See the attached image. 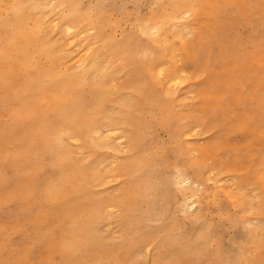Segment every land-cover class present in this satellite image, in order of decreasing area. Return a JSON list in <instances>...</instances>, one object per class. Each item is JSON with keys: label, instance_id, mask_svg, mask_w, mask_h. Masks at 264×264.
<instances>
[{"label": "rangeland", "instance_id": "374dc122", "mask_svg": "<svg viewBox=\"0 0 264 264\" xmlns=\"http://www.w3.org/2000/svg\"><path fill=\"white\" fill-rule=\"evenodd\" d=\"M0 1V65L3 63L0 66V264H194L195 261V264H264V0H218L213 9L198 17L197 35L201 37V46L198 45L197 52L193 48L189 57L178 53L176 65L182 71L180 75L183 82L173 89L176 101L170 106L172 113L176 108L184 113L183 124L190 122L192 126L180 140L186 148L185 151L182 146L186 154L179 158L176 154L170 155L168 166L159 164L157 168H161L159 174L162 180L173 179L172 173L180 162L184 161L188 165L192 159H197L201 176L192 178L184 166L178 188L185 187L188 191L182 188L176 193L175 199H170L168 194L159 198H153V194L150 198L149 195L143 198L139 191L140 196L137 195L135 205H130L132 199L126 192L129 181L127 174H116L113 169L122 163L124 157L133 155L129 151V134L136 129L133 122L139 113L132 107H129L128 112L122 109L120 100L130 91V70L134 72L135 79L138 76L136 66L130 61H127L128 64L124 62L112 48L101 45L103 38L98 35L95 24L87 20L80 22V13H74L67 21L58 11L54 12L53 0H39L42 3L23 0L25 8L32 10L26 12L29 29H32L35 18L43 20L37 33L42 41L30 42V45L22 43V48L15 50L12 47L13 35L9 34H15L16 28L10 23L12 13L9 8L18 0ZM138 1L143 14L149 12L155 2ZM208 1L211 0H205L200 6ZM114 2L123 6L124 10L112 11L106 2L101 7L97 0H81L90 12L99 14L106 11L107 17L119 22L117 28L106 33L109 35L111 32L119 40L126 32H130L135 15L131 7L135 5V0ZM47 3L51 4L45 5ZM34 10L41 12L35 13ZM192 19L188 17L186 23ZM50 31L51 36L53 33L55 35L50 37ZM43 36H49V40ZM58 39L62 40L61 44ZM65 39L70 42L67 41V44ZM39 44L44 46L39 47ZM48 48L53 57L49 56ZM2 49L6 51L5 55L1 54ZM95 50H99L98 63L105 64L103 68L100 66L101 74L108 79L105 86L100 87V90L107 91L108 100L103 110L113 111L119 116L129 114L130 120L127 128L124 125L122 130L114 131L115 135L111 136L112 132L105 138L97 139L101 144L86 137L75 140L66 137L65 145L69 147L68 150L71 148L68 157L71 169L76 166L73 170L80 173L81 166L83 168L93 161H104L105 164L108 161V171L103 173L101 179L85 172L81 183L82 187L85 186L81 192H78L79 182L76 185L74 181L68 182L54 197H49L47 186L51 181L55 183L59 180L60 171L51 168L50 156L43 149L40 131L43 125L58 122L55 105L62 90L53 87L52 76L65 77L82 72L83 54L86 56L83 59L89 61ZM65 55H68L67 58ZM36 67L39 70L46 67L42 69L45 72L40 78ZM38 78L39 82L35 83ZM28 83L35 86L34 92L30 91L31 84ZM160 87L158 85L161 90ZM95 90L93 86H83V98L90 102ZM131 94L133 103H145L143 95ZM153 111L155 117L160 118L162 113L157 112L155 107ZM147 118H152V113H148ZM179 128L180 125L176 124L178 134ZM158 135L159 145L160 142L166 144L170 141L169 135L161 127ZM150 139L148 136L141 143L145 149L152 148L157 153L159 148L151 146ZM148 181L153 188L161 184L154 178ZM72 187L74 189L71 192ZM123 205L133 206V217L126 213ZM180 207L183 209L180 210ZM197 214L202 219L194 222ZM245 219L249 220L251 229L255 225L262 227L257 237L255 232L248 231ZM89 222L95 224L98 236L102 237L94 236V239L98 237L99 240L87 245L86 233H81V230ZM206 222L216 226L215 232L207 231ZM202 230L205 232L200 236L198 248L192 240ZM136 242L141 246L138 258L132 252L134 246L131 245Z\"/></svg>", "mask_w": 264, "mask_h": 264}, {"label": "bare ground", "instance_id": "6f19581e", "mask_svg": "<svg viewBox=\"0 0 264 264\" xmlns=\"http://www.w3.org/2000/svg\"><path fill=\"white\" fill-rule=\"evenodd\" d=\"M18 1L16 3H14V5L12 7L10 6L11 4L9 3L10 4L9 10L12 13L10 23L14 24V27L16 28V33L15 34H9V35H13L12 47L15 50H20L22 48V43H25V45H28L30 42L37 43L38 41L39 42L42 41V38L37 37V33L40 32L41 24H42L41 21H43V20H41V19L36 20L35 17L38 15L33 16L35 18L34 19L35 23H33L32 29H29L30 27L28 24V15L26 12H29L32 10L25 8V5L23 4V2H24L23 0L20 2H18ZM28 1H30V0H28ZM35 1H37V3H38L39 0H35ZM43 1H45V0H43ZM216 1H218V0H211V1H208L207 4L200 6V3H205V0H155L154 5L150 9V11L143 14L141 11V8H140L141 3L139 4V1L135 0V5H133V7H131L132 9H134L135 15H134L131 27H130V32L129 31L126 32L124 35H122L121 39L116 40L115 37H113V35H111V32L109 33V35H107L108 34L107 31H110V30L117 28L119 26V22L117 20H115V21L111 20L109 18V16L107 17L108 14L106 15V11H101L99 14L92 13V12H90V10L87 7H84L82 5L81 0H53V2L55 4V9L53 7H52V9H54V12L58 11L59 14L63 15V19H66V20L70 16H72L74 13H80V14H78L80 22L87 20V21L91 22L92 24H95L94 27L97 29L98 35L103 38L101 45H104L106 48H108V47L112 48L114 50L115 54L119 55L121 57V59L124 60V62L127 63V61L128 62L130 61L132 64H134L136 66V72H137L138 76L135 79L134 78V72H132L130 70L129 76H128V88L130 89V91H128V94L126 97H124L120 100L122 109H124L128 112L130 109L129 107H132L136 112L139 113V117L133 122L135 124L136 129L130 131V134L128 132L126 133V134H129V136H130L129 137V139H130V141H129L130 150L129 151H131V153H133V155L129 156V157H124L122 160V163L118 164L116 169H113V172H115L116 174H120L123 172L125 174H127L129 181H128L127 186H126V192L128 193L129 198L132 199L130 205L131 204L135 205L137 195L140 196L139 191H141V195L143 198L147 197L148 195L150 198V196H152V194H153V198H159L163 194H165V195L168 194V197L170 199H175L176 193L181 191L183 188V187L178 188V184L180 183V178H181L180 172L183 171L182 168L184 166L188 168V172L192 178H199V176H201V168L198 165L199 163L197 162V159L196 160L192 159L190 161V164H188V165H185L184 161L180 162V164L175 169L174 173H172L173 179L162 180L161 175L159 174V171H161V168H157V166L159 164H162V166H164V167L168 166V159H169L170 155L176 154L177 158H179V156L183 157V155L186 154V152H185L186 148H184V146L181 145L180 140L182 139V137L185 134L188 133L187 130L192 126H190V124H189L190 122L183 124V122H182L183 117L182 116L184 115V113H181L177 108L173 113L170 110V106L172 107V103H174L176 101L175 98L173 97V93H174L173 89H175V87H177L181 82H183L182 81L183 77L180 75V73H182V71H180L177 68L178 66L176 65V61L178 60L177 59L178 53L182 56L189 57L188 54L190 51L192 52L193 48H195L194 50L196 52L199 50L198 45L201 46V41H200L201 37L197 35V29L199 27V22L197 21L198 17L200 16L201 13H207L209 10L213 9L214 3ZM223 1L228 2L230 0H223ZM13 2H14V0H13ZM42 2H40V3H42ZM97 2H98V5L101 7L105 4V2L109 3L110 10H112V11H114V10L123 11L124 10L123 6L117 5L114 2V0H97ZM99 2H100V4H99ZM49 4H51V3H49ZM49 4L47 3L45 5L49 6ZM33 5H35V4H33ZM41 5L42 4H40V6ZM197 5H199L200 7ZM7 6H4V7H7ZM32 7L34 8L35 6H32ZM35 8H37V6ZM46 8H47V6H46ZM49 9H51V8H49ZM5 10H6V8H5ZM254 10L256 11V9H254ZM36 11H35V13L41 12V11H39V12H36ZM42 14L40 15V18L42 16ZM32 15H34V14H32ZM0 16H1V14H0ZM55 16H58V15H55ZM50 17H52V16H50ZM58 17H60V15ZM58 17H56V18H58ZM188 17H192L193 19H192V21H189V23H186V20ZM29 18H31V16ZM45 20L46 19L44 18V21ZM48 20H49V18H48ZM63 21H65V20H63ZM261 22H262V20H261ZM43 27H46V26L44 25ZM48 27H49V24H48ZM48 27H46V28H48ZM46 28H44V29H46ZM63 28H65V27H62V29ZM44 29L42 28V30H44ZM50 29H52V27ZM53 29H54V27H53ZM64 30H66V29H64ZM47 31L49 32V30H47ZM59 31H61V30H59ZM69 31H71V29H69ZM44 32H42V33H44ZM51 32L52 31H50V33H49L50 37L55 35L53 33L54 35L52 34V36H51ZM58 34H60V32ZM45 36H43L44 39L49 38V36L47 38ZM58 41H60L59 42L60 44L62 43V40L58 39ZM67 41H69V40H66L65 42L67 43ZM33 43H31V44L33 45ZM53 44H50V45H53ZM56 44H58V43H56ZM40 45L44 46L42 44H39V47H40ZM63 46H65V45H63ZM69 46H70V43H69ZM69 46H66V47L69 48ZM43 49H45V48H43ZM47 50L49 51V56L53 57V55H50L49 48ZM53 50H51V51L53 52ZM99 50L93 51V55L91 56L92 58L89 61L83 59V56H85L84 54H83V56L81 55L82 60H83L81 63L82 72L79 71L80 73L73 74V75H69L70 74L69 73L68 74L69 76H65V77L61 76V75L52 76L53 83L52 82L51 83H52L53 87L55 89L57 87H59L62 90L61 92H62L63 96L61 98H59L62 94L61 95L58 94L59 96H58V99H57V102L55 105L56 109H57L56 113L58 115V122L56 124L52 123V125H49V124L43 125L42 129L40 131L43 149L50 156L49 160H50L51 168H57L60 171L59 172L60 173L59 180L55 183H51L52 182L51 181L47 186L49 197H54L58 193V191H62L63 187H65L68 182H74V181H75V183L77 182L76 185L79 182L78 192H81L82 188L84 189V186H85L84 185L82 187V185H81V183H83V180H84V179L82 180V177H83L85 172L92 173V175H96V177H99L101 179V178H103V173H106L108 171L107 166H106L108 161L106 164L104 163V161H93V162L89 163L88 165H85L83 168L78 163L81 166L80 169H82V171H80V173L78 171L77 172L74 171L75 170L74 168H76V166L73 167L74 170L71 169L68 165V157H69V154L71 153V151H70L71 148H70V150H68L69 147L67 148V146H66L67 143L64 142L66 137L74 139V140L76 138L77 139H83L86 137L87 139H90L92 141L93 140L99 141L97 139L103 138L105 135L108 136V134H110L112 132L113 133L111 136H113L116 133L114 131L122 130L124 128V125H126L125 126L126 128L128 126V122L130 120L129 114L127 115L124 112L126 115L121 114L122 116H119L120 114L115 115L114 113H112L113 111L111 112V111L103 110V106L108 100L107 99V91L106 90H100V87L102 85H103L102 87H104L105 86L104 84L107 82L108 79H105V76L102 75L103 73L101 74V69L103 68V65H105V64L100 65L101 62L98 63ZM5 52L6 51L4 49H2L1 54L5 55ZM58 52H59V50H58ZM19 53H21V52H19ZM26 53L27 52H25V54ZM68 55H70V54H68ZM68 55H65L66 58ZM87 55H89V54H87ZM58 56H60V55H58ZM58 56H56V57H58ZM9 59H10V57H9ZM36 59H37V57H36ZM100 59H101V57H100ZM102 59H103V57H102ZM263 61H264V58H263ZM2 64L3 63H1V65ZM36 64H39V63L37 62ZM4 65L7 66L6 64H4ZM20 67H22V66L20 65ZM38 67H36V68L38 69ZM36 68H35V71H36ZM44 68L46 69V67H43L42 69H44ZM42 69H40L41 71L38 69L39 71L37 73H38L39 78L42 75V73L45 72L44 71L45 69L43 71H42ZM48 70H49V68H48ZM116 72H119V71L116 70ZM119 74H120V72H119ZM66 75H67V73H66ZM116 75L114 74V76H116ZM35 76H36V74H35ZM158 77L160 80H158ZM39 78L34 82L35 83L39 82V80H40ZM45 78H47V76ZM106 78H107V76H106ZM34 79H35V77H34ZM132 80H136V82H133ZM40 82H42V81H40ZM133 83L135 86H133ZM30 84L28 83V85H30ZM79 84H80V87L78 89L77 87ZM158 85L161 86L160 88L162 91L158 88ZM83 86H93L96 88L95 93H93V95L91 96L90 102H87L82 96L81 92H82ZM29 89L31 92H34L35 86L33 84H31ZM126 90H127V88H126ZM26 91H28V90H26ZM41 91H43V90H41ZM132 92L134 94L143 95L145 100H146L143 105H140L139 103L135 102L136 105L138 106V108L136 107L135 103H133V101H132L133 98L130 97V95H133V94H131ZM26 93H28V92H25V94ZM36 93L37 92H35L34 94H36ZM47 95L48 94H46V96ZM114 97H116V96H114ZM33 99H35V98H33ZM40 99H42V97ZM110 99H109V101H110ZM122 100H123V102H122ZM21 101H23V100L21 99ZM28 101H29V99L26 102H28ZM22 104H23V102H22ZM179 105L181 106V104H179ZM117 107H119V106H117ZM154 107H155V110L157 112L162 113L160 115V118L155 117L156 114H154L155 112L153 111ZM148 113H150V114L152 113V118H147ZM118 122H120V123L117 124ZM176 124H179L181 127V129L179 128L180 129L179 134H178V130L176 129ZM160 127L165 129V131L169 135L170 141L166 144H161L162 142H160V145H159L157 143V138L160 139L159 135H158V131H159ZM191 132H192V130H191ZM148 136L151 138L150 139L151 140V146H156L157 148H159L160 153H159V151L157 153L155 151H152L151 150L152 148L151 149H145V147L143 146V143H141V142H142V140H145ZM90 140H89V142H90ZM118 141H120V140H118ZM103 142H104V140L102 141V143ZM65 143H66V145H65ZM97 143L98 142H96V144ZM99 143H100V141H99ZM99 143H98V145H99ZM119 144H121V143H119ZM116 146H118V145H116ZM182 146H183L185 151L182 149ZM84 147H86V145H84ZM83 151H85V149ZM102 152H104V151H102ZM119 153H121V152L119 151ZM174 159H176V158H174ZM184 174H187V173H184ZM93 177H95V176H93ZM142 177H147V179H143ZM153 178L157 179L161 183V184H159V186L158 185L156 186L159 189L155 190L156 187L153 188V186L149 183L148 179H153ZM173 180H175V182ZM88 184H91V183L88 182ZM186 188H187V186H186ZM73 189L74 188L72 187L71 192L73 191ZM183 189L185 190V187ZM197 191L198 190H196V192ZM75 192H77V191H75ZM201 193H203V192H201ZM187 194H189V193H187ZM85 196H86V194H85ZM88 198L89 197H87V199ZM147 201H148V199H147ZM108 202H110V201H108ZM130 205H123V208H125V211L128 215L130 214V216L133 217L131 214L132 213L131 208L133 206H130ZM96 207H97V205H96ZM182 209H183V207L182 208L180 207V210H182ZM83 210H84V208H83ZM135 211H136V209H135ZM89 212L90 211H88V213ZM187 212H190V211H187ZM89 215H90V213H89ZM79 216H80V214H79ZM196 216H199V217H196ZM196 216L194 217L195 219H193L194 222L200 221L202 219V216H200L198 214ZM141 218H142V216H141ZM188 218H193V217H188ZM99 219H101V218H99ZM87 220H88V218H87ZM248 221L249 220H247V219L244 220V224H248L245 226L248 228V231L255 232L256 237H257L258 232L262 230V227L255 225L256 227L251 229L252 226L249 225ZM80 224H82V223H80ZM204 225H206L208 232H210V231L215 232L216 226L210 225L207 222ZM203 229H205V228H203ZM82 232L86 233L87 238H85V243L87 245L93 244L94 241L99 240V238H98L99 236L102 237L101 235L98 236L99 231H97V227H95V224H93L92 222H89L88 224L86 223L85 226L83 227V229L81 230V233ZM204 232L205 231L202 230V231L198 232L195 237H193L192 243H193V245H196L198 248L200 245L199 243L201 241L200 236ZM81 233H79V234H81ZM76 236H78V234ZM76 236H74V239L76 238ZM94 236L95 237L98 236V237L94 239ZM79 237H81V236H79ZM81 239H82V237H81ZM69 240L72 241V238H70ZM77 243H78V241H77ZM96 244L98 245V243H96ZM131 245L134 246L132 249V252H134L136 258H138L139 256L137 257V255L140 253L139 247H141V246H139L137 242H136V244L131 243ZM74 247H76V246H74ZM92 250H93V248H92ZM193 254H195V252ZM199 254H201V253H199ZM195 255H193V256H195ZM196 256H198V255H196ZM168 259H170V257ZM195 263H196V261L194 262V264ZM225 264H227V263H225Z\"/></svg>", "mask_w": 264, "mask_h": 264}]
</instances>
